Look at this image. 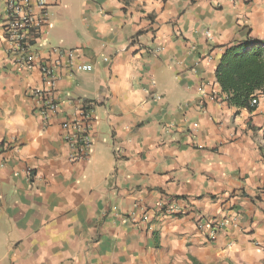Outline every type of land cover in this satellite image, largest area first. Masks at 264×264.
<instances>
[{"label": "crops", "instance_id": "1", "mask_svg": "<svg viewBox=\"0 0 264 264\" xmlns=\"http://www.w3.org/2000/svg\"><path fill=\"white\" fill-rule=\"evenodd\" d=\"M46 3L40 42L92 69L56 70L44 120L0 3V264H264V94L236 108L214 74L223 45L264 46V0ZM87 102L73 162L64 122Z\"/></svg>", "mask_w": 264, "mask_h": 264}, {"label": "built area", "instance_id": "2", "mask_svg": "<svg viewBox=\"0 0 264 264\" xmlns=\"http://www.w3.org/2000/svg\"><path fill=\"white\" fill-rule=\"evenodd\" d=\"M0 3L4 12L5 53L11 63L20 69H38L46 88L33 91V96L37 98L40 114L46 120L47 114L55 112L58 107L52 95L58 77L56 70L62 68L71 74L90 71L92 66L81 60L75 48L61 49L40 42L47 24L46 0H0ZM211 98L218 100L219 97L213 93ZM85 104H81L72 120L64 122L68 129L64 139L72 148L69 159L73 162L87 158L91 151L92 103ZM252 104H258V99H253ZM141 220L149 222V214L143 213ZM224 223V220L212 222L208 234L212 235Z\"/></svg>", "mask_w": 264, "mask_h": 264}, {"label": "trees", "instance_id": "3", "mask_svg": "<svg viewBox=\"0 0 264 264\" xmlns=\"http://www.w3.org/2000/svg\"><path fill=\"white\" fill-rule=\"evenodd\" d=\"M257 42L247 37L223 45L220 62L214 71L227 103L249 113L257 108L252 100L264 94V46H258Z\"/></svg>", "mask_w": 264, "mask_h": 264}, {"label": "rangeland", "instance_id": "4", "mask_svg": "<svg viewBox=\"0 0 264 264\" xmlns=\"http://www.w3.org/2000/svg\"><path fill=\"white\" fill-rule=\"evenodd\" d=\"M62 1H63V5H65V4L67 5V0H62ZM58 14L62 16L63 13L59 10ZM258 102H259V100H258ZM259 137L263 139V134H261Z\"/></svg>", "mask_w": 264, "mask_h": 264}]
</instances>
